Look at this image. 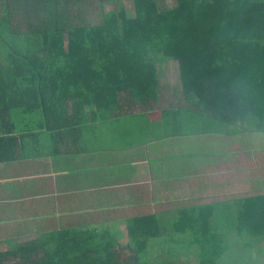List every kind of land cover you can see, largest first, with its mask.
Here are the masks:
<instances>
[{
	"label": "trees",
	"instance_id": "trees-1",
	"mask_svg": "<svg viewBox=\"0 0 264 264\" xmlns=\"http://www.w3.org/2000/svg\"><path fill=\"white\" fill-rule=\"evenodd\" d=\"M70 1L0 0V161L20 157L31 136L61 148L51 154L71 150L74 138L65 134L84 130L89 114L100 121L115 115L122 96L150 108L164 92L160 64L169 59L178 62L182 96L195 109L162 108L166 129L212 134L224 124L233 132L264 131V0H174L172 8L134 0L135 15L124 5L101 4L98 24L81 22ZM181 116L188 128L173 124ZM234 206L237 212L215 221L225 227L222 242L231 240L229 231L253 238L249 246H258L259 258L250 264H264V195ZM216 210L212 204L170 219L135 217L127 246H119L112 228L67 226L18 239L15 249L0 251V264H150L149 240L164 231L174 246L164 251L170 257L172 248L187 246L200 264H233L225 258L228 241L218 250L190 249L216 227Z\"/></svg>",
	"mask_w": 264,
	"mask_h": 264
},
{
	"label": "crops",
	"instance_id": "crops-1",
	"mask_svg": "<svg viewBox=\"0 0 264 264\" xmlns=\"http://www.w3.org/2000/svg\"><path fill=\"white\" fill-rule=\"evenodd\" d=\"M177 66L172 74L168 73L170 81L162 84L160 101L166 92V109L190 108L181 94ZM119 107L115 115L102 121L93 120L89 114L84 130L76 126L66 133L67 138H74L75 145L69 151L51 154L50 148H61L44 139L38 143L31 136L24 142L26 148L20 157L0 161V251L15 249L18 239L74 225L112 228L114 236L119 237V246H127L128 221L135 217L157 214L170 219L180 209L213 204L217 210L211 224L215 226L216 219L223 220L227 210L237 212L234 202L238 199L264 195L263 142L258 141L257 150L249 145V151L241 153L238 136L243 131L233 132L221 124L216 130L220 132L203 134L205 137L180 134L166 129L161 110L157 115L153 108L143 107L127 96L120 98ZM181 118L173 124L188 128V119ZM39 124H46V119L39 118ZM251 132L260 133L256 140L264 137V131ZM41 133L49 138L45 131ZM215 135L218 149L207 156L200 144L203 138ZM204 168L213 171L217 185L210 186L209 193L217 187L215 195H197L204 186L192 188L196 173ZM240 192L248 194L240 196ZM165 203L173 206L163 210L160 205ZM222 231L225 227L217 224L202 234L201 244L190 249L199 252L202 245L212 251L225 248V241L219 243ZM168 233L164 231V236L149 240L150 264H191V260L192 264H200L197 254L179 258L164 252L168 245L173 246Z\"/></svg>",
	"mask_w": 264,
	"mask_h": 264
},
{
	"label": "rangeland",
	"instance_id": "rangeland-1",
	"mask_svg": "<svg viewBox=\"0 0 264 264\" xmlns=\"http://www.w3.org/2000/svg\"><path fill=\"white\" fill-rule=\"evenodd\" d=\"M160 1V5L162 8H172L174 6L175 1L174 0H159ZM103 4L102 6L104 8H106L107 10H112L113 8L117 7L119 8L120 5H124V7H126L128 9V13L130 15H135V9H134V0H80L79 2L77 0H71L70 1V5L69 8H72V11H76L75 13L77 14V9H78V14L77 17H80V21L81 22H85L86 24H98V21L100 19V5ZM178 62L175 59H169L168 61H165L163 64H160L161 68H163L164 72L161 76V81L162 84H166L165 81H170L169 80V76L168 73L170 72L172 74V72H174L173 70H175L178 66H177ZM169 68H171V71L168 70ZM162 70V71H163ZM177 90H180V87L177 88ZM182 94V92H181ZM167 93L165 92L163 94V100L162 101H158V103H154L151 104L152 106L150 108L154 109L155 114L159 115V110H161L164 107H167V103H168V98H167ZM187 105H190V108H193V106L191 105V103ZM145 107V106H143ZM232 131L233 127H229ZM250 131H243L240 133V135L238 136V140H239V150H242L241 153H243V151H245L247 148H249V145L252 147H255L254 149L257 150L259 147H257L258 145V141L259 142H263L262 144L264 145V137L262 140H256L255 138H257V136L260 133H249ZM250 134V135H249ZM263 135V134H262ZM205 137V135L203 134H199L197 135V137ZM255 136V137H254ZM264 136V135H263ZM196 137V138H197ZM203 142L202 144H200L201 146V150L204 151L206 153L207 156H209V154H212V151L215 149H218L216 147L217 143L215 142L216 139V135L215 136H207L206 138H203ZM194 149V144H190V150L193 151ZM247 151H249L247 149ZM205 169V168H204ZM207 169V171H206ZM205 171H199V173H196L195 179L193 180V184H192V188L194 190H196L197 188L204 186V191H198L197 190V195L200 196H204L207 193H209L211 190V187H215L217 185V181L215 183V176H213V171H209V168H206ZM206 175V176H205ZM201 178V179H200ZM208 186V187H207ZM217 188V187H216ZM216 188H215V192H212V195L216 194ZM189 190V188H187ZM193 190V191H194ZM242 190V189H241ZM246 194H248V192H245ZM245 193H238L240 196H242V194L244 195ZM209 193V195H211ZM231 194H234V192H232ZM216 199L218 197L213 196ZM209 198H207L208 200ZM200 200V199H199ZM173 205L170 203H165V204H161L160 208H162L163 210L169 209L171 208ZM229 232H233L231 234V239H233L234 241L230 240L229 237H225V242H230L231 244V250L230 253H228V256H226V259H231L230 261L233 262V264H250V261H252V258H259L257 256L256 253H258L257 251V247L256 245L254 246H249V243L252 242L253 238H248V237H239L238 235H236L235 231H229ZM224 234V231H222V235ZM223 239V237H222ZM222 239L219 240V243L222 242ZM185 241H188V239L186 237H184ZM256 244V243H255ZM188 245V244H187ZM175 254V256H178L179 258H186V256H190L189 250L187 246H183L182 248H172V254ZM259 254V253H258ZM260 256V255H259ZM225 259V260H226ZM224 260V261H225ZM191 264H192V260H191Z\"/></svg>",
	"mask_w": 264,
	"mask_h": 264
}]
</instances>
